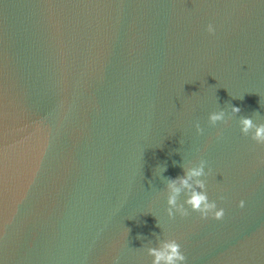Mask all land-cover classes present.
<instances>
[{
	"label": "water",
	"instance_id": "water-1",
	"mask_svg": "<svg viewBox=\"0 0 264 264\" xmlns=\"http://www.w3.org/2000/svg\"><path fill=\"white\" fill-rule=\"evenodd\" d=\"M242 117L264 123V0H0V264H151L165 238L186 264H264ZM199 159L224 219H169Z\"/></svg>",
	"mask_w": 264,
	"mask_h": 264
},
{
	"label": "clouds",
	"instance_id": "clouds-1",
	"mask_svg": "<svg viewBox=\"0 0 264 264\" xmlns=\"http://www.w3.org/2000/svg\"><path fill=\"white\" fill-rule=\"evenodd\" d=\"M207 32L212 34L215 32L213 24L207 25ZM238 106H231V113H239ZM208 123L215 127L218 123H227L229 117L226 112L221 110L211 111L207 116ZM239 131L242 135L250 137L258 145H264V123H256L251 117H242L238 121ZM198 135H203L204 128L199 122L194 125ZM221 138V133L217 132V139ZM207 161L199 159L195 164L183 169V175L175 178L167 179V197H166V214L169 219L187 217L191 212L199 214L200 219H212L221 221L225 216V209L218 206L216 200L209 198L206 185V177L210 169L206 171ZM162 171H166V168ZM184 195V200L180 202L181 194ZM218 199L223 200L221 195ZM239 208L245 207V201L239 200ZM159 226V224H158ZM147 255L150 256L151 264H186V256L181 250V245L175 238H165L161 240L157 246H147Z\"/></svg>",
	"mask_w": 264,
	"mask_h": 264
}]
</instances>
